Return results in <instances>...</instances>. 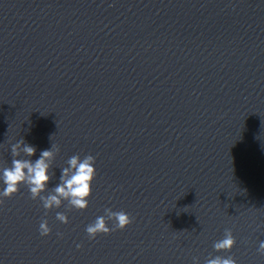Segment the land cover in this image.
Masks as SVG:
<instances>
[{
  "label": "water",
  "instance_id": "obj_1",
  "mask_svg": "<svg viewBox=\"0 0 264 264\" xmlns=\"http://www.w3.org/2000/svg\"><path fill=\"white\" fill-rule=\"evenodd\" d=\"M20 139L59 147L42 195L96 177L82 211L0 197V264H264V0H0V174ZM105 209L133 222L89 239Z\"/></svg>",
  "mask_w": 264,
  "mask_h": 264
},
{
  "label": "clouds",
  "instance_id": "obj_2",
  "mask_svg": "<svg viewBox=\"0 0 264 264\" xmlns=\"http://www.w3.org/2000/svg\"><path fill=\"white\" fill-rule=\"evenodd\" d=\"M36 148L29 145L23 139L11 145V167H5L0 174V181L5 187L0 191V197L11 198L19 191V186L24 184L28 187L31 198L39 199L43 208L48 211L59 208L64 201H67L69 208L85 210L88 207V200L92 193V183L96 177L95 157L87 155L83 159L79 155H73L67 161L68 167L61 171L59 183L48 192V184L51 180L49 170L50 161L59 152V147L52 145L50 150H43L38 159L33 161L31 157L35 154ZM28 157L19 158L21 155ZM0 203L3 200L0 199ZM56 219L64 224L68 223V217L64 213L58 212ZM108 221H112V227L108 226ZM133 222L132 217L124 211H112L105 209V215L98 216L94 222L87 225L85 231L89 239H95L98 235L109 234L115 230H123ZM39 231L41 236L51 233L48 222L43 220L40 223ZM58 235H60L58 233ZM236 240L230 229H226L222 239L214 242L213 248L217 251H229L235 245ZM79 247V245L77 246ZM258 251L264 255V241L259 244ZM194 264L198 261L194 260ZM205 264H236V260L231 256L225 258L215 256L206 260Z\"/></svg>",
  "mask_w": 264,
  "mask_h": 264
}]
</instances>
